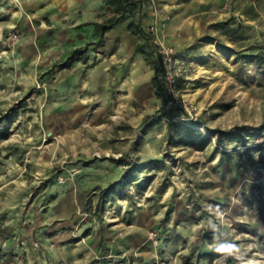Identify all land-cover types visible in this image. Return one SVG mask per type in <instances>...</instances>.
Masks as SVG:
<instances>
[{
	"label": "rangeland",
	"instance_id": "rangeland-1",
	"mask_svg": "<svg viewBox=\"0 0 264 264\" xmlns=\"http://www.w3.org/2000/svg\"><path fill=\"white\" fill-rule=\"evenodd\" d=\"M140 1L0 0V264H264V0Z\"/></svg>",
	"mask_w": 264,
	"mask_h": 264
},
{
	"label": "trees",
	"instance_id": "trees-1",
	"mask_svg": "<svg viewBox=\"0 0 264 264\" xmlns=\"http://www.w3.org/2000/svg\"><path fill=\"white\" fill-rule=\"evenodd\" d=\"M116 6V11L105 20L95 22L96 28L99 31V43L102 42L104 33L115 27L120 21L131 18L129 27L134 30L142 39L143 42L136 47V52H148L155 54L159 61L158 68L163 67V59L165 54L161 51V46L155 42L153 34L149 32L142 21V4L140 0H109ZM172 97V95H169ZM133 172V169L128 170L126 177Z\"/></svg>",
	"mask_w": 264,
	"mask_h": 264
},
{
	"label": "crops",
	"instance_id": "crops-1",
	"mask_svg": "<svg viewBox=\"0 0 264 264\" xmlns=\"http://www.w3.org/2000/svg\"><path fill=\"white\" fill-rule=\"evenodd\" d=\"M28 1L39 2L40 9H50L51 7L55 6V8L57 7L59 10L63 11L62 13L68 15L70 14L69 10H71L72 16L77 17L79 22L85 21L87 18H93V17L97 18L98 14H100L101 12L102 9L101 7L105 4V0H28ZM97 19L95 22L103 21ZM99 38H100V34H99ZM135 52H136V48H135Z\"/></svg>",
	"mask_w": 264,
	"mask_h": 264
},
{
	"label": "built area",
	"instance_id": "built-area-1",
	"mask_svg": "<svg viewBox=\"0 0 264 264\" xmlns=\"http://www.w3.org/2000/svg\"><path fill=\"white\" fill-rule=\"evenodd\" d=\"M16 36H17L16 34H12V33H10L9 36H8V39L12 40V39H14ZM164 53H165L166 55H169L170 50L164 49ZM165 60H166V59H165ZM170 75H171V71L168 70V77H170Z\"/></svg>",
	"mask_w": 264,
	"mask_h": 264
}]
</instances>
